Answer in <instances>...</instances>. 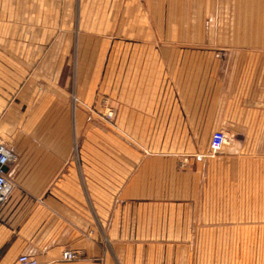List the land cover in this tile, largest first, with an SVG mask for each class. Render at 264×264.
<instances>
[{
	"label": "crops",
	"instance_id": "obj_1",
	"mask_svg": "<svg viewBox=\"0 0 264 264\" xmlns=\"http://www.w3.org/2000/svg\"><path fill=\"white\" fill-rule=\"evenodd\" d=\"M103 63L122 150L114 135L99 149L87 114ZM261 124L264 0H0V141L15 158L0 264H97L105 239L108 255L138 239L140 264H196L200 232L207 264H233L222 252L243 231L197 230L194 200L159 197L190 189L213 130L238 142Z\"/></svg>",
	"mask_w": 264,
	"mask_h": 264
},
{
	"label": "rangeland",
	"instance_id": "obj_2",
	"mask_svg": "<svg viewBox=\"0 0 264 264\" xmlns=\"http://www.w3.org/2000/svg\"><path fill=\"white\" fill-rule=\"evenodd\" d=\"M114 35L116 38H123V32L116 31ZM106 70L107 63L101 64V77L96 89V101L93 106H87V114L89 119L93 118L94 122L98 124L99 149L107 150L109 142L111 143L109 138L114 135L117 141L115 148L122 150L124 128L117 124L118 106L113 104L108 94ZM71 98L74 103L78 100L74 93ZM89 129L91 130V128ZM216 130L225 132L227 139L223 146L214 152L210 148V139ZM216 130H213L208 146L201 152L206 157L199 163L194 177L190 180V189H175L168 192L164 190V196L159 198L165 201L177 197L194 200L193 213L208 218L207 223L197 224V230L206 228L207 230L244 232L243 238L236 239L235 249L228 247L224 250L226 253L222 252L224 255L234 258L233 264H264V126L261 124L260 136H254L253 139H251L252 136L247 135V133L250 134L252 128L244 126L242 128L244 133L240 134L241 136H236L238 142L225 130L220 128ZM91 145L90 141L84 149H92ZM93 146L95 147V143ZM7 149L9 148L7 147ZM185 185L187 186V184ZM154 198L156 197L153 196ZM225 217L232 218L231 220L237 218L238 221L223 222L222 218ZM133 218L138 222V218ZM137 222L130 225L133 232H137L139 229ZM198 234L200 235L195 240L196 264H207V241L209 238L207 239V234L203 232ZM129 241L130 247L125 248L117 243V253L108 255L106 250L113 251L114 242L103 240L102 245L105 248V253L101 254L94 262L102 264L107 262V258H110L112 264H140L139 240L130 239ZM220 250L222 251V249ZM80 261L87 260H84L83 256L79 254L77 259L68 262ZM18 264L20 263L18 262Z\"/></svg>",
	"mask_w": 264,
	"mask_h": 264
},
{
	"label": "built area",
	"instance_id": "obj_3",
	"mask_svg": "<svg viewBox=\"0 0 264 264\" xmlns=\"http://www.w3.org/2000/svg\"><path fill=\"white\" fill-rule=\"evenodd\" d=\"M227 136L225 132L221 130H216L212 133L210 139V148L216 152L218 151L223 144L226 142ZM13 153L7 149V147L0 142V203L4 201L6 194L9 191L10 183L8 176L5 170L2 169L6 164L14 161ZM79 257V253L76 250H64L62 253L63 260H75ZM18 262L20 264H40L38 260L34 257H31L27 254H21L18 257Z\"/></svg>",
	"mask_w": 264,
	"mask_h": 264
},
{
	"label": "water",
	"instance_id": "obj_4",
	"mask_svg": "<svg viewBox=\"0 0 264 264\" xmlns=\"http://www.w3.org/2000/svg\"><path fill=\"white\" fill-rule=\"evenodd\" d=\"M2 169L5 170L6 169L5 166H3Z\"/></svg>",
	"mask_w": 264,
	"mask_h": 264
}]
</instances>
